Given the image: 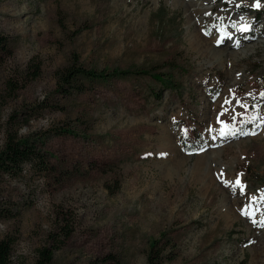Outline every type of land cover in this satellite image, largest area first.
Instances as JSON below:
<instances>
[{"label": "rangeland", "instance_id": "rangeland-1", "mask_svg": "<svg viewBox=\"0 0 264 264\" xmlns=\"http://www.w3.org/2000/svg\"><path fill=\"white\" fill-rule=\"evenodd\" d=\"M206 8L190 26L184 0H0V148L17 132L49 165L1 178L8 264L63 227L50 264H264V0ZM77 69L110 76L62 81Z\"/></svg>", "mask_w": 264, "mask_h": 264}, {"label": "trees", "instance_id": "trees-1", "mask_svg": "<svg viewBox=\"0 0 264 264\" xmlns=\"http://www.w3.org/2000/svg\"><path fill=\"white\" fill-rule=\"evenodd\" d=\"M10 54L11 50L9 48L8 37L0 36V66L5 58L11 56ZM70 71L62 77L64 83H72L77 75L105 80L110 76L108 73L103 74L96 71L81 69ZM123 74L126 73L114 72L113 76H122ZM28 166L42 172L49 170L45 155L39 151L34 141L21 137L17 132L10 133L7 136L4 146L0 148V186L2 177L20 178ZM16 216L17 214L12 211L10 204L6 203L3 199L0 187V220L13 219L16 218ZM63 230L64 238L58 245L53 248L43 249L39 252V264H50L53 260L55 250L61 248L62 244L71 237V230L67 229V227H63ZM155 250L156 249L153 248L148 256V264H163L160 252ZM11 251L12 246L9 241H0V264H8ZM240 264H247V261H243Z\"/></svg>", "mask_w": 264, "mask_h": 264}, {"label": "bare ground", "instance_id": "bare-ground-1", "mask_svg": "<svg viewBox=\"0 0 264 264\" xmlns=\"http://www.w3.org/2000/svg\"><path fill=\"white\" fill-rule=\"evenodd\" d=\"M184 1H186L187 4L189 5V11H192V13L189 14L190 26H191V23L193 21L192 17H194V18L199 17V16L204 17L209 12V9L206 8V5L208 4L209 0H184ZM182 3H183V1H182ZM179 5H180V3L176 4V6H179ZM193 35H194L195 45H197L198 48H201L204 50L206 49L205 52H207V53L209 52L213 56V58H215V59L221 58L226 53H228L230 56H233L235 58L241 57L239 55L242 53L243 54L246 53V51H243L242 53L239 54L237 51H235V49L238 46V40H237L238 37H236V36H234L233 38H230V39L223 38V42H222L221 38L217 39V38L211 37L208 40H206L204 38H201V37L195 35V32L193 33ZM224 40H228L226 45L230 47V49H228L227 52H226V50L217 49V47H216V46H219V45H222L223 43H225ZM243 56H245V54ZM261 201H264V199ZM261 215L262 214H260V216Z\"/></svg>", "mask_w": 264, "mask_h": 264}, {"label": "snow or ice", "instance_id": "snow-or-ice-1", "mask_svg": "<svg viewBox=\"0 0 264 264\" xmlns=\"http://www.w3.org/2000/svg\"><path fill=\"white\" fill-rule=\"evenodd\" d=\"M239 184V182H237Z\"/></svg>", "mask_w": 264, "mask_h": 264}]
</instances>
